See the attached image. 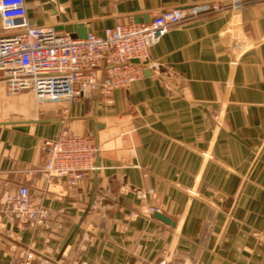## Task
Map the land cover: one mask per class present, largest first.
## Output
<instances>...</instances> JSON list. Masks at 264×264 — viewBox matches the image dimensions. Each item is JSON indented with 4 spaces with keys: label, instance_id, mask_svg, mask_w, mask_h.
<instances>
[{
    "label": "crops",
    "instance_id": "1",
    "mask_svg": "<svg viewBox=\"0 0 264 264\" xmlns=\"http://www.w3.org/2000/svg\"><path fill=\"white\" fill-rule=\"evenodd\" d=\"M25 1L32 26L83 23L99 35L166 10L218 9L171 26L149 50L158 69L110 98L37 101L0 82V264L28 250L52 264H264V0L238 10L231 0ZM64 127L99 146L98 168L74 187L41 174L43 141ZM20 186L47 208L43 224L5 210Z\"/></svg>",
    "mask_w": 264,
    "mask_h": 264
},
{
    "label": "built area",
    "instance_id": "2",
    "mask_svg": "<svg viewBox=\"0 0 264 264\" xmlns=\"http://www.w3.org/2000/svg\"><path fill=\"white\" fill-rule=\"evenodd\" d=\"M0 4L4 5L0 8L2 28L7 31L0 36V82L5 93L14 95L30 90L37 101L68 103L79 101L88 92L110 98L114 90L140 79L145 70L156 71L158 63L150 59L149 50L169 28L218 9L217 5L211 9L197 5L166 10L148 22L117 24L105 28L101 35L89 32L85 38H73L54 26L30 25L25 0H0ZM12 4L17 6L8 7ZM231 8L238 10L240 0H231ZM214 125L217 128L220 121ZM43 148L41 174L46 183L65 180L69 187H74L98 168L95 161L99 146L90 135L72 134L64 127L56 138L44 140ZM204 155L211 157L208 152ZM188 191L190 195L196 193ZM153 193L152 189L135 190L139 198ZM3 204L13 218L30 226L43 224L48 213L46 207L31 201L26 186L6 194ZM147 212L151 215L159 208L149 205ZM35 259L38 264H52L49 258L37 257L33 250L10 264H32Z\"/></svg>",
    "mask_w": 264,
    "mask_h": 264
},
{
    "label": "water",
    "instance_id": "3",
    "mask_svg": "<svg viewBox=\"0 0 264 264\" xmlns=\"http://www.w3.org/2000/svg\"><path fill=\"white\" fill-rule=\"evenodd\" d=\"M56 29H61L68 32L73 38H85L90 31L88 28L85 27L83 23H71L66 25H59L56 26ZM132 62L138 63L139 60L132 59ZM149 73L150 72L148 70H145L144 72V74H149ZM153 216L167 224L174 225V222H172L170 218H168L167 216H165L160 212H154Z\"/></svg>",
    "mask_w": 264,
    "mask_h": 264
},
{
    "label": "clouds",
    "instance_id": "4",
    "mask_svg": "<svg viewBox=\"0 0 264 264\" xmlns=\"http://www.w3.org/2000/svg\"><path fill=\"white\" fill-rule=\"evenodd\" d=\"M17 5L15 4H12V5H8V7H12V8H15ZM4 7V5L0 4V8Z\"/></svg>",
    "mask_w": 264,
    "mask_h": 264
}]
</instances>
